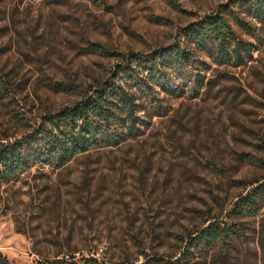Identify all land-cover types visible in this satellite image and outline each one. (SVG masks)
Masks as SVG:
<instances>
[{
	"label": "rangeland",
	"instance_id": "1",
	"mask_svg": "<svg viewBox=\"0 0 264 264\" xmlns=\"http://www.w3.org/2000/svg\"><path fill=\"white\" fill-rule=\"evenodd\" d=\"M215 15L242 61L186 38ZM172 45L191 59L151 90L119 79ZM112 82L137 104L134 133L118 123L116 142L1 179L0 264H264V4L0 0V144L40 136ZM209 224L234 233L198 241Z\"/></svg>",
	"mask_w": 264,
	"mask_h": 264
},
{
	"label": "trees",
	"instance_id": "2",
	"mask_svg": "<svg viewBox=\"0 0 264 264\" xmlns=\"http://www.w3.org/2000/svg\"><path fill=\"white\" fill-rule=\"evenodd\" d=\"M263 4L264 0H255L257 9ZM185 36L198 46L215 48L218 57L222 55L225 59H230L233 56L236 63L242 61L241 50H246L235 40L229 24L217 15L189 25L185 28ZM230 42L235 43L231 50L228 49ZM190 59L191 54L177 45L161 48L153 51L148 57L126 60L124 68L119 71V79L123 75L136 77L144 87L151 90L147 80L159 82L167 71L189 63ZM113 99L117 100L120 106L114 104ZM136 106L132 95L118 82L96 89L82 103L59 114L58 122L46 132H41L40 136L0 144V180L19 175L34 159L46 165L54 163L60 166L69 157L87 152L93 146L109 141L116 142L122 137V132L116 128L118 123L127 127V134L134 133ZM116 107L124 109L125 117L119 118L115 114L113 109ZM231 233L234 231L226 230L221 225L209 224L201 231L197 240L212 245L223 241Z\"/></svg>",
	"mask_w": 264,
	"mask_h": 264
}]
</instances>
